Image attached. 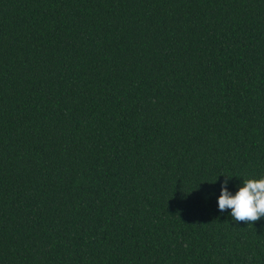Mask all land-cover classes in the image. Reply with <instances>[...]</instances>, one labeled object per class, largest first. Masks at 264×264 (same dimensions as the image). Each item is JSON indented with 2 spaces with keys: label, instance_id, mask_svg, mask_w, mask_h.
Here are the masks:
<instances>
[{
  "label": "trees",
  "instance_id": "obj_1",
  "mask_svg": "<svg viewBox=\"0 0 264 264\" xmlns=\"http://www.w3.org/2000/svg\"><path fill=\"white\" fill-rule=\"evenodd\" d=\"M264 0H0V264H264Z\"/></svg>",
  "mask_w": 264,
  "mask_h": 264
},
{
  "label": "clouds",
  "instance_id": "obj_2",
  "mask_svg": "<svg viewBox=\"0 0 264 264\" xmlns=\"http://www.w3.org/2000/svg\"><path fill=\"white\" fill-rule=\"evenodd\" d=\"M228 180L221 185L218 210H230L233 221L238 223L255 224L264 218V177L242 180L235 194L228 190Z\"/></svg>",
  "mask_w": 264,
  "mask_h": 264
}]
</instances>
